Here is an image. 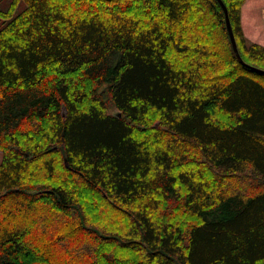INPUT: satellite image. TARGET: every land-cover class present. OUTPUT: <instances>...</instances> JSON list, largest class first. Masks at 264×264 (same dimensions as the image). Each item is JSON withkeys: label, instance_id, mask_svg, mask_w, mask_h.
Masks as SVG:
<instances>
[{"label": "trees", "instance_id": "16d2710c", "mask_svg": "<svg viewBox=\"0 0 264 264\" xmlns=\"http://www.w3.org/2000/svg\"><path fill=\"white\" fill-rule=\"evenodd\" d=\"M25 1L0 11V264H264V179L226 181L264 177L246 0L251 66L218 0Z\"/></svg>", "mask_w": 264, "mask_h": 264}, {"label": "crops", "instance_id": "0c3cea01", "mask_svg": "<svg viewBox=\"0 0 264 264\" xmlns=\"http://www.w3.org/2000/svg\"><path fill=\"white\" fill-rule=\"evenodd\" d=\"M260 6V8L257 7ZM263 14L264 17V5L256 2V0H246L245 4L242 7V26L243 29L246 27V22L250 27V32L252 34V38H255V41L258 43H262L264 45V24H262V20L260 19V15ZM246 30V29H245ZM253 162H247L244 165V171L240 173V176L236 173L233 176H228L226 181H231L233 183H243L250 184L251 180H263L264 177L258 174L256 168L254 169Z\"/></svg>", "mask_w": 264, "mask_h": 264}, {"label": "rangeland", "instance_id": "374dc122", "mask_svg": "<svg viewBox=\"0 0 264 264\" xmlns=\"http://www.w3.org/2000/svg\"><path fill=\"white\" fill-rule=\"evenodd\" d=\"M256 2L261 3L264 5V0H256ZM245 4V3H244ZM258 8L260 6L257 5ZM27 8V2L25 0H0V11L1 12H12V16H17L22 11H24ZM8 17L3 14H0V30L13 18ZM260 19L262 20V24H264V17L263 14L260 15ZM246 29V30H245ZM244 29L245 36L247 40L252 43L256 42L255 38H252V34L250 32V27L248 26V23L246 22V27ZM260 43V42H258ZM262 44V43H260ZM113 111V109H112ZM4 158L3 151L0 150V166L2 164ZM247 188H250V186L247 185Z\"/></svg>", "mask_w": 264, "mask_h": 264}, {"label": "water", "instance_id": "95a60500", "mask_svg": "<svg viewBox=\"0 0 264 264\" xmlns=\"http://www.w3.org/2000/svg\"><path fill=\"white\" fill-rule=\"evenodd\" d=\"M218 1L220 2V4L222 5V7H223V9L225 11L227 27H228V30H229V33H230V37H231V41H232V44H233V48H234V51H235V54H236L238 60L240 61V63H242V64H244L246 66H251L248 63H246L244 61V59L242 58V56H241V53H240L239 48H238L237 39H236L234 30H233V27H232V24H231L229 11H228V8H227L226 4L224 3L223 0H218ZM255 69L264 73V70H262V69H259V68H255ZM64 115H66V112H64Z\"/></svg>", "mask_w": 264, "mask_h": 264}]
</instances>
